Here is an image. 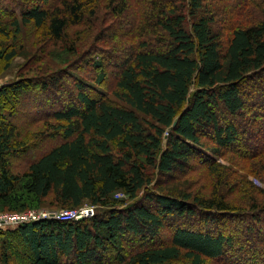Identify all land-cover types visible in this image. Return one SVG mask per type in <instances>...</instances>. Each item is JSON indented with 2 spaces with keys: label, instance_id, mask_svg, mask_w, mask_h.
Listing matches in <instances>:
<instances>
[{
  "label": "trees",
  "instance_id": "1",
  "mask_svg": "<svg viewBox=\"0 0 264 264\" xmlns=\"http://www.w3.org/2000/svg\"><path fill=\"white\" fill-rule=\"evenodd\" d=\"M248 1L261 11L262 22L232 27L224 40L204 0H0V35L6 38L0 55L10 50L4 55L8 68L24 47L23 27L39 31L40 46L47 47L67 45L71 28L89 26L106 5L109 22L126 23L123 32L103 35L111 50L108 62L96 64L98 84L107 77L108 65L115 69L114 99L77 82L75 98L61 102L62 109L52 115L55 121L46 122L42 114L48 101H39L35 92L60 94L58 72L49 80L28 77L0 85V214L76 210L86 204L100 209L80 221L47 218L0 228V264H207L222 259L223 264H264L263 250L254 260L230 258L234 236L224 233L222 223L231 217L237 227L243 215L262 223L264 206L253 195L256 190L242 192L252 209L242 213L217 186L195 197L180 186L193 161L207 163L209 174L222 183L216 158L227 150L250 156L236 126L219 121V109L241 116L248 109L243 85L261 84L264 78V0ZM69 49L75 50L73 43ZM22 96L35 97L36 120L44 123L31 137L12 122L14 112L5 113L6 103L12 97L19 103ZM46 135L62 141L16 174L12 157H27L32 138ZM153 171L163 177L162 185L154 183ZM151 185L152 192L138 200ZM121 194L126 198H117ZM201 215V229L184 223ZM171 223L178 224L162 242V230Z\"/></svg>",
  "mask_w": 264,
  "mask_h": 264
},
{
  "label": "rangeland",
  "instance_id": "2",
  "mask_svg": "<svg viewBox=\"0 0 264 264\" xmlns=\"http://www.w3.org/2000/svg\"><path fill=\"white\" fill-rule=\"evenodd\" d=\"M189 1L190 0H186V3H189ZM203 4L209 8L210 14L214 18L213 27L216 32L222 34L224 40L228 37L232 27L237 25H242L243 27L256 25L263 20L261 11L253 6V4H250L248 0H204ZM96 6H98V4ZM96 12L97 15L92 18L89 26H75L71 28L67 45L50 44L47 47L46 45L41 47L39 42L42 41V39H40L41 36L39 31L32 26H28L22 29L21 39L24 47L17 52V56L12 60L9 68L7 67L4 55L9 54L10 50L0 55V85L13 83L28 77H38L41 78V81L49 80L54 73L58 72L57 75L61 77V82L59 83L61 88L60 94L43 92L40 96L38 91L35 92L39 101L47 100V106H50L43 110L42 115H44V119H47L46 122L55 121L52 115L53 112L62 109L61 102L64 101V104H66L75 98L78 92L75 88L77 82H84L88 86L99 88V90H102L109 97L114 99L112 91L114 89L113 74L115 69L108 65L106 68L107 77L103 83L98 84L95 81L99 73L96 64L102 60L108 62L106 56L109 53L108 50H111V47L107 46V44L102 41L101 38H103V35L106 34L108 36V34H112L115 30H117L118 33L123 32L124 30H121V28L124 27L126 23L120 24L121 22L119 20L114 23L109 22L107 19V5L106 7L104 6V9H101V11L98 12L96 10ZM4 41H6V38L0 35V51L2 48L1 44ZM71 43H73L75 50L69 49ZM259 80L260 79H258V81ZM39 83L41 86V82ZM91 91L94 90L92 89ZM242 92L248 109L244 110L241 116L236 117H232L226 114L223 109H219V121L221 125L232 123L236 126L239 132V142L243 146H246L249 153L245 154H250V156L246 157L245 155L244 158H240L237 154H234L232 150H227L223 156L216 158V161L222 166V183L217 182L216 179L209 174L207 171V163L204 162L203 164V162L193 161L195 167L189 169L191 173L186 177H182L180 186L187 187L188 192H191L194 197L207 196L217 186L219 193L228 198L231 202L234 211L247 213L252 209L249 207L250 205L248 206V204L243 201L244 195L242 192L245 190L248 192L253 191V189L256 190L253 195L259 198L260 206H264V152H259V148L264 142V78L261 84L255 83L253 80L246 81L242 87ZM23 97L24 96L19 98V103L17 97H12L13 99L9 100L5 105V113L14 112L15 114L12 117V122L17 124L23 135H29V137H31L38 130L44 129V123L36 120L37 111L34 108L35 97L24 100ZM115 101L117 102V100ZM20 109L21 111H19ZM33 115L34 119H32ZM32 139L33 142L31 143L29 155L27 154V157L20 155L12 157L11 162L13 171L16 174L24 172L34 156H38L43 151L51 149L62 141V137L52 140L47 137V135L42 140L40 138ZM210 144H213L212 140H210ZM34 145L40 148H32ZM153 179L154 183L157 182L158 185H162L164 181L163 177L158 175L155 171H153ZM166 182L170 181L167 179ZM151 188L152 185L143 189L138 195V200H142L144 196L151 193ZM117 198L125 199L126 197L121 194ZM132 202L134 201H128V203ZM48 203L51 202L48 201ZM87 206L92 205L87 204ZM94 209L95 215L100 212L99 208L94 207ZM35 211L55 215L60 212L61 209L46 207ZM8 214L15 215L13 213ZM203 216L204 215H201L197 220L193 219L188 223H184L192 228L201 229L203 225L202 220L204 219ZM243 216L245 217L244 219H234V221L236 220V222H239L237 226L239 228L231 222V217L222 218L224 233L229 236H234L235 246L231 250L229 256L233 260L237 258L243 259L244 261L254 260V258L261 257V250L264 252V214L261 215V219H263L262 223L252 221L250 219L251 216ZM63 218L65 217H61V219ZM84 218H80L78 221ZM174 224L176 223H171L169 227L162 230L160 239L162 242L168 241V237L171 233L170 229L173 228ZM255 224L257 231L255 230L251 233L248 227H252ZM225 261L226 259H222L220 262L208 261L207 264H223ZM173 264L188 263L181 261Z\"/></svg>",
  "mask_w": 264,
  "mask_h": 264
},
{
  "label": "built area",
  "instance_id": "3",
  "mask_svg": "<svg viewBox=\"0 0 264 264\" xmlns=\"http://www.w3.org/2000/svg\"><path fill=\"white\" fill-rule=\"evenodd\" d=\"M93 206L84 205L76 210H61L60 212L54 214H44L37 212L35 210H29L22 213H13L15 215H11L8 213L0 214V228L2 229H15L26 223L32 221H38L42 219H58L63 221H78L80 218L84 217H93L95 215ZM8 214V215H7ZM61 217H65L61 219Z\"/></svg>",
  "mask_w": 264,
  "mask_h": 264
}]
</instances>
